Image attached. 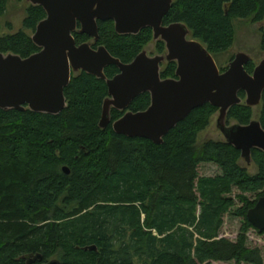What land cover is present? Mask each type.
I'll use <instances>...</instances> for the list:
<instances>
[{"label":"trees","instance_id":"trees-1","mask_svg":"<svg viewBox=\"0 0 264 264\" xmlns=\"http://www.w3.org/2000/svg\"><path fill=\"white\" fill-rule=\"evenodd\" d=\"M9 1L0 0V18ZM45 16L41 6L28 4L22 28L0 36V52L26 58L39 51L31 35ZM234 19L262 22L264 0H173L163 23L185 24L214 58L233 45ZM97 24V42L77 25L76 44L102 45L122 63L150 42L157 54L165 53L149 27L119 35L112 21ZM254 67L250 61L245 70L251 74ZM175 69V62H164L160 77L175 78ZM117 73L113 65L104 69L108 79ZM64 97L66 106L57 115L0 109V264H27L37 254L42 259L33 264H262L260 250L247 247L244 234L234 241L219 236L227 213L243 218V231L254 229L246 213L264 194V152L252 151L251 175L240 151L224 139L198 144L217 108L192 110L157 145L113 131L111 124L125 111L111 108L110 124L99 127L108 97L104 80L72 73ZM239 97L242 103L228 110L226 123L253 119L244 93ZM149 104L150 95L143 93L128 110ZM256 119L264 128V92ZM204 163L216 165L220 174L200 176ZM251 193L256 199L247 198ZM89 245L97 250H83Z\"/></svg>","mask_w":264,"mask_h":264},{"label":"water","instance_id":"water-1","mask_svg":"<svg viewBox=\"0 0 264 264\" xmlns=\"http://www.w3.org/2000/svg\"><path fill=\"white\" fill-rule=\"evenodd\" d=\"M173 0H27L41 6L45 18L31 35L39 48L22 58L0 52V109L49 115L59 114L66 106L64 89L72 73L85 72L104 80L108 97L101 108L99 127L110 124L111 108L125 113L111 126L116 134L148 139L161 144L164 136L192 110L209 104L218 109L217 128L224 141L240 151V157L251 163L253 150L264 152V128L258 120L248 124L226 125L230 108L242 103L249 107L260 104L264 92V58L251 74L245 65L250 56L238 52L220 71L215 59L198 40L191 37L185 24H163ZM98 21H112L119 35H136L143 28L152 29L153 41L165 44V53L149 56L141 51L129 63H122L107 49L91 42L77 45L73 32L99 40ZM175 62V78L162 79L161 65ZM115 66L118 73L106 78L104 69ZM150 95L149 106L139 112L128 110L140 94ZM63 172L69 171L63 167ZM247 221L264 232V194L246 213ZM96 251L95 245L83 247ZM39 254L27 257V264L41 260ZM42 264H59L51 260Z\"/></svg>","mask_w":264,"mask_h":264},{"label":"rangeland","instance_id":"rangeland-1","mask_svg":"<svg viewBox=\"0 0 264 264\" xmlns=\"http://www.w3.org/2000/svg\"><path fill=\"white\" fill-rule=\"evenodd\" d=\"M29 3L27 0H10L5 14L0 18V36L7 33L16 32L22 28V20L25 16V10ZM234 28V40L231 48L221 54L215 55V62L220 70H223L227 67L228 63L232 61L233 57L238 52L247 53L251 61L255 66L259 63L260 60L264 58V50L261 47L262 36L264 32V19L260 23L251 22L249 19H234L233 20ZM9 27H11L9 29ZM29 33V32H28ZM149 56H154L158 53L156 44L150 42L144 49ZM253 119L257 120V111L258 106L253 107ZM217 118L218 113H215L211 118L209 126L200 132L197 143L200 144L205 140H223V136L219 129L217 128ZM236 122L230 120L226 125H232ZM241 165L247 169L249 174L254 175L256 173V168L251 162L247 164L244 160L241 159ZM198 173L200 176H215L220 174L219 168L211 163L201 164L198 168ZM237 192L235 191L234 194ZM247 198L250 200L256 199V194H246ZM240 204L236 201V207H239ZM243 218L227 213L223 217V225L220 229L219 236L228 238L229 240H236L240 234H244L246 246L250 248H258L262 256V264H264V234L258 233L254 229H248L243 231ZM212 264H235L234 262H213Z\"/></svg>","mask_w":264,"mask_h":264},{"label":"flooded vegetation","instance_id":"flooded-vegetation-1","mask_svg":"<svg viewBox=\"0 0 264 264\" xmlns=\"http://www.w3.org/2000/svg\"><path fill=\"white\" fill-rule=\"evenodd\" d=\"M164 24V23H163ZM165 25V24H164ZM168 25V24H167Z\"/></svg>","mask_w":264,"mask_h":264}]
</instances>
